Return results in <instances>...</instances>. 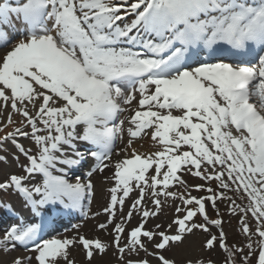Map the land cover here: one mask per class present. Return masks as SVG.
<instances>
[{
    "label": "snow or ice",
    "instance_id": "1",
    "mask_svg": "<svg viewBox=\"0 0 264 264\" xmlns=\"http://www.w3.org/2000/svg\"><path fill=\"white\" fill-rule=\"evenodd\" d=\"M0 211V264H264V0H0Z\"/></svg>",
    "mask_w": 264,
    "mask_h": 264
},
{
    "label": "rangeland",
    "instance_id": "2",
    "mask_svg": "<svg viewBox=\"0 0 264 264\" xmlns=\"http://www.w3.org/2000/svg\"><path fill=\"white\" fill-rule=\"evenodd\" d=\"M94 183L97 185V196L95 201L93 202V206L96 207L97 209L100 208L105 201L103 200V198L101 197L100 194V187H101V182H102V176L97 174L96 176L93 177ZM106 194V193H105ZM5 199H11L13 203H15V199L14 198H10V197H5ZM174 214V209H166L165 210V215H162L160 217V220H170L172 218ZM104 214L101 215V217L99 218V220L102 222L104 220ZM81 222V220H78L77 222ZM159 222V220H153L152 223H156ZM8 223H10L9 218L7 217L6 213H4L3 211H0V228H3L5 225H7ZM96 223V221H86V224L84 225V227L81 229L82 232H84L85 234H90V229L92 228V226ZM72 227V226H71ZM69 233H71V228H68ZM237 237H234L232 234L229 235V243H232V240L235 239ZM177 253H179V249L176 250ZM18 254V253H16ZM111 255V253H109V256ZM168 255H171L170 253ZM191 255L193 256V258L195 259L197 256H203L204 254L202 252H197L195 250H193V252L191 253ZM205 259H207L206 256H204ZM105 261H108V257H104V261L100 260V257L97 256L96 257V261L95 264H104ZM187 258L186 256L183 255H177V259H176V264H186ZM76 262L77 264H86L84 255L81 253L79 255H76ZM113 264H114V258H113Z\"/></svg>",
    "mask_w": 264,
    "mask_h": 264
},
{
    "label": "bare ground",
    "instance_id": "3",
    "mask_svg": "<svg viewBox=\"0 0 264 264\" xmlns=\"http://www.w3.org/2000/svg\"><path fill=\"white\" fill-rule=\"evenodd\" d=\"M91 208H92V211H96L97 210V208L96 207H94L93 206V204L91 205ZM8 217V216H7ZM78 220H81V222L79 221V222H77ZM68 224H67V228H71L72 229V225H75V224H83V225H85L86 224V221L85 220H83V218H81L80 216H79V214H76V215H74L72 218H71V220H70V222H67ZM63 230V229H62Z\"/></svg>",
    "mask_w": 264,
    "mask_h": 264
},
{
    "label": "trees",
    "instance_id": "4",
    "mask_svg": "<svg viewBox=\"0 0 264 264\" xmlns=\"http://www.w3.org/2000/svg\"><path fill=\"white\" fill-rule=\"evenodd\" d=\"M229 244H231V243H229Z\"/></svg>",
    "mask_w": 264,
    "mask_h": 264
}]
</instances>
